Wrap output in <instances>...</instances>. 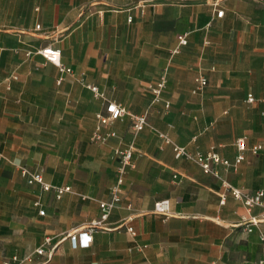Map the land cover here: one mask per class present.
<instances>
[{
    "label": "crops",
    "instance_id": "crops-1",
    "mask_svg": "<svg viewBox=\"0 0 264 264\" xmlns=\"http://www.w3.org/2000/svg\"><path fill=\"white\" fill-rule=\"evenodd\" d=\"M184 34L187 44L172 54ZM46 45L61 49L72 75L35 53ZM199 73L208 84L194 94ZM88 84L130 113H147L148 123L135 135L125 115L102 129L116 136L92 141L106 100ZM154 128L231 162L238 137L248 149L237 168L205 172L176 157ZM130 144L135 166L109 228L74 248L70 233L100 219L116 150ZM0 155V264L14 255H31L32 264H264V221L251 231L240 224L264 206L248 211L223 184L264 191V0H0ZM23 167L71 190L59 197L30 183ZM159 199H169L168 216L153 211Z\"/></svg>",
    "mask_w": 264,
    "mask_h": 264
},
{
    "label": "built area",
    "instance_id": "built-area-1",
    "mask_svg": "<svg viewBox=\"0 0 264 264\" xmlns=\"http://www.w3.org/2000/svg\"><path fill=\"white\" fill-rule=\"evenodd\" d=\"M212 3L215 7L219 5L220 0H208ZM224 14L223 9H218L216 12L217 16H222ZM131 20V18L129 19ZM36 29H41V25H36ZM188 42L187 36L179 35L178 36V45L172 49V54L179 53L181 50V46L186 45ZM208 42L207 40L205 41ZM33 53L29 51L28 54ZM35 53L40 54L47 62H51L58 67L61 73H65L67 75H72L73 70L71 67L65 65L62 61V53L61 49L54 45H46L41 46L35 50ZM167 77L166 74H163L157 83L152 87V91L154 93V101L161 100V93L163 88L166 86ZM208 84V79L203 73H199L196 77V85L193 88L192 92L194 94L202 93L205 87ZM88 87L94 92L96 97H101L106 100L105 112H98L96 114L97 118V125L95 131L92 135V141L94 142H106L109 137L116 136L115 131H109L107 133H103L102 129L113 121L124 117L125 115H130L133 121V133L136 135L138 134L148 123L147 120V113L143 114H134L130 113L128 109L120 104L116 103L115 101L109 100L105 93L99 89L96 85L88 84ZM247 100L249 102H253L255 97L252 94L248 95ZM171 102L169 100L165 101V106L168 108ZM156 133L162 139L163 144L171 145L175 156L176 157H186L191 160H195L199 162L205 172H212L213 165H225V166H233L237 168L238 165L244 160L245 152L248 149L246 144V136L238 137L234 145L238 151L234 161H230L224 157H222L215 149L212 147L206 152L196 150L194 152L189 151L187 147L177 144L170 135L162 131L160 129L154 128ZM262 146L260 144L254 145L251 150L253 152H257ZM135 148L133 144H130L128 147L124 149L116 150V154L118 155L119 165L117 168V176L116 181L111 186V198L109 200L100 201V209H101V216L100 219L92 220L86 227L82 229H78L70 233L69 237L74 248L81 246H88L92 242V233L99 228H109L106 226V221L112 211L117 207L121 200V188L125 181V177L129 167H134L135 162L133 159ZM1 157V155H0ZM23 175L29 178V182H39L42 184L45 190H55L57 195L60 197L65 191H70V187H62V186H55L51 185L44 181L43 175L41 173H32L27 168H22ZM224 186L227 190L238 200H240L246 209L250 211L252 208L257 206H264V191L259 189L255 192L247 191L244 188L235 187L227 182H223ZM224 199V197H223ZM36 204H39L38 202ZM153 211L157 214L168 216L170 214V201L169 199H159L155 201ZM40 213H44V210L41 209ZM264 221V212L261 216H254L250 219H246L243 217L241 219L240 224H246V229L248 231L252 230V226L258 225L260 222ZM127 230L132 234L135 235L136 231L133 226L129 225ZM261 238L264 239V236L261 235ZM50 239H46V243L49 242ZM35 252L38 254L45 253L44 246L38 247L35 249ZM264 259V255H263ZM263 259L261 262H263ZM3 264H32L31 255H26L24 257H19L18 255H14L9 259H6Z\"/></svg>",
    "mask_w": 264,
    "mask_h": 264
}]
</instances>
